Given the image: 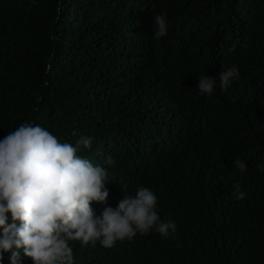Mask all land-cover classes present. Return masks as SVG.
<instances>
[{"label":"trees","instance_id":"16d2710c","mask_svg":"<svg viewBox=\"0 0 264 264\" xmlns=\"http://www.w3.org/2000/svg\"><path fill=\"white\" fill-rule=\"evenodd\" d=\"M231 3L0 0V139L24 122L73 146L92 137L78 155L107 170L96 215L143 186L177 225L175 239L153 228L112 248L70 240L74 264H264V0ZM202 76L217 78L210 95Z\"/></svg>","mask_w":264,"mask_h":264},{"label":"clouds","instance_id":"9594fccd","mask_svg":"<svg viewBox=\"0 0 264 264\" xmlns=\"http://www.w3.org/2000/svg\"><path fill=\"white\" fill-rule=\"evenodd\" d=\"M223 2L229 8L236 5ZM154 20L158 39L167 34V20L164 14ZM238 78L235 65L221 71L220 90L227 91ZM216 84V77L202 76L198 89L210 95ZM92 141L81 136L75 146L62 143L45 127L28 122L0 139V259L11 251V264H17L19 251L12 250L22 249L32 264H74L70 240L79 241L81 247L99 241L112 248L117 241H131L153 228L164 238H176L177 225L171 219L161 220L158 198L147 187H139L134 196L126 194L115 208L105 207L96 215L91 204L106 201L107 170L78 155L81 147L90 149ZM233 163L241 172L247 170L244 161ZM257 168L264 171V165ZM234 189L236 200L246 198L239 184Z\"/></svg>","mask_w":264,"mask_h":264}]
</instances>
